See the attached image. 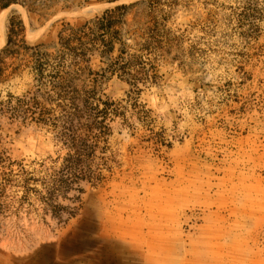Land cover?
I'll use <instances>...</instances> for the list:
<instances>
[{"label": "rangeland", "instance_id": "obj_1", "mask_svg": "<svg viewBox=\"0 0 264 264\" xmlns=\"http://www.w3.org/2000/svg\"><path fill=\"white\" fill-rule=\"evenodd\" d=\"M22 1L0 11H7L0 48L13 14L23 19L29 44L49 43L58 20L89 19L139 0ZM170 1L160 8L184 39L173 53L180 58L162 60L158 84L142 88L147 120L129 106L127 122H111L112 172L103 170L97 188L82 183L81 201L60 200L79 208L69 221L46 213L39 193L21 203L25 189L9 184L3 168L13 163L17 173L22 163L41 178L52 172L47 158L67 150L48 127L0 110V264H264V0H178L172 11ZM28 7L36 10L33 24ZM144 9L127 17L130 28L142 26ZM138 42L127 39L134 49ZM32 88L26 71L0 84V100ZM103 89L129 105L127 84L113 79ZM150 130L177 136L173 147L150 148L143 141Z\"/></svg>", "mask_w": 264, "mask_h": 264}, {"label": "trees", "instance_id": "obj_2", "mask_svg": "<svg viewBox=\"0 0 264 264\" xmlns=\"http://www.w3.org/2000/svg\"><path fill=\"white\" fill-rule=\"evenodd\" d=\"M19 1L23 3L22 0H0V11ZM161 1L120 4L101 15L79 18L75 22L58 20L54 24L55 36L49 43L41 40L29 44L21 16L13 14L9 18L6 44L0 48V84L27 71L33 78V88L21 97L8 93L7 100H0V110L12 121L21 119L24 125L36 123L48 127L67 150L64 156L47 158L51 160L47 171L52 172L41 178L36 177L35 171L25 170L22 163L17 173L12 170L13 163L4 164L3 168L10 170L9 184L14 182L25 189L21 203H30L32 193H39L46 213L51 212L54 218L65 223L77 215L79 208L66 206L60 200L81 201L82 183L97 188L104 182L103 170L112 172L110 162L113 160L106 156L110 151L111 122L117 118L127 122L129 106L138 109L147 120L151 111L140 102L142 88L158 84L162 78L158 74L162 60L180 58L179 53H173L184 39L167 27L171 12L160 8ZM141 5H145L141 14L145 21L142 26L130 28L127 17ZM177 5L178 0L168 4L171 11ZM27 13L33 24L36 10L28 7ZM133 36L139 39L138 49L127 43ZM133 49L136 51L132 53ZM113 79L128 85L127 107L122 105L123 100L118 101L104 92V85ZM48 103H56V106H48ZM150 131L143 141L157 152L162 148L171 149L177 139V136H173V140L166 138L163 131ZM43 165L44 162L40 166ZM39 183L43 190L36 187Z\"/></svg>", "mask_w": 264, "mask_h": 264}, {"label": "bare ground", "instance_id": "obj_3", "mask_svg": "<svg viewBox=\"0 0 264 264\" xmlns=\"http://www.w3.org/2000/svg\"><path fill=\"white\" fill-rule=\"evenodd\" d=\"M6 12H4L0 15V32H1V34H3V32H4V21H5V17H6ZM2 40H4V39H2ZM2 42L4 43V41H2Z\"/></svg>", "mask_w": 264, "mask_h": 264}, {"label": "water", "instance_id": "obj_4", "mask_svg": "<svg viewBox=\"0 0 264 264\" xmlns=\"http://www.w3.org/2000/svg\"><path fill=\"white\" fill-rule=\"evenodd\" d=\"M84 13H93V11L91 12V11H88V12H84Z\"/></svg>", "mask_w": 264, "mask_h": 264}]
</instances>
